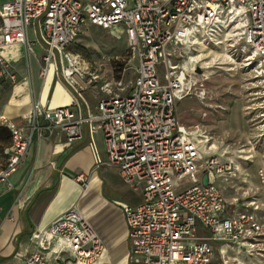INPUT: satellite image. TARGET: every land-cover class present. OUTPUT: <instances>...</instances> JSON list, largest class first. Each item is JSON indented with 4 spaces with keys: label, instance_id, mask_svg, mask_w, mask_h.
Masks as SVG:
<instances>
[{
    "label": "built area",
    "instance_id": "1",
    "mask_svg": "<svg viewBox=\"0 0 264 264\" xmlns=\"http://www.w3.org/2000/svg\"><path fill=\"white\" fill-rule=\"evenodd\" d=\"M118 24H124L128 40L125 66L136 62L135 76L125 94L113 93L104 83L101 88L108 96L91 112L81 82L98 83L101 75L96 69H82L66 49L84 27L110 30ZM14 44L22 45L26 55L37 44L43 51L41 78L50 71L60 78L61 72L78 97L73 95L71 105L53 108L34 101L23 126L0 116L11 133L0 183L13 187L11 177L35 141L64 136L73 143L87 124L95 165L117 166L132 189H142L141 203L124 206L123 213L131 252L144 264H237L216 258L211 241L239 245L254 254L263 225L251 212L227 216L224 195L215 184L218 175H236L235 165L214 154L205 157L197 138L182 127L176 101L195 95L207 102V71L217 64L247 72V114L254 130L248 144L263 150L258 177L264 187V0H6L0 9V85L18 81L1 53ZM199 44L223 52L193 53ZM118 87L124 88L121 80ZM96 125L104 136L105 160L94 140ZM199 140L216 146L206 133ZM206 172L209 182L204 185ZM175 179L188 184L178 188ZM45 235H34L38 248L22 264H49L50 242L68 248L74 264H95L106 250L77 204L58 216Z\"/></svg>",
    "mask_w": 264,
    "mask_h": 264
},
{
    "label": "crops",
    "instance_id": "2",
    "mask_svg": "<svg viewBox=\"0 0 264 264\" xmlns=\"http://www.w3.org/2000/svg\"><path fill=\"white\" fill-rule=\"evenodd\" d=\"M5 1L0 0V9ZM90 27L98 28L91 25L84 27L80 33ZM28 36L32 40L35 38L32 29H29ZM35 47L39 46L35 44L34 49ZM1 53L16 71L18 81L15 84L0 85V90L7 89L4 93L6 97L0 99V116L5 115L23 126L27 123L32 103L36 100L52 108L72 104L73 95L76 93L74 87L58 78L52 71L46 79L41 78L42 56L36 57L33 53L26 55L20 44L4 47ZM77 78L80 81L82 79L79 75H76ZM102 84L99 81L92 84V87L90 85L85 95L84 90L82 91L91 112H95L98 102L108 96L107 92L102 90ZM130 87L131 84L128 89L124 86L123 89L116 87L112 91L125 94ZM96 126L94 140L99 155L105 160L104 136L101 128ZM89 144L90 132L87 124L83 125L82 137L73 143L68 142L64 136L60 140L44 138L35 141L11 177L13 187L8 188L6 184L0 183V264H22L38 248L39 239L34 235L40 232L46 237L49 225L76 204L106 245L103 256L95 264H144L140 255L131 252L128 227L123 213L124 206H137L141 203L142 189H132L121 178L117 166H96ZM231 145L230 148L227 144L222 152L224 157L221 158L232 162L236 167L235 177L229 178L228 181L253 187V174L249 169L255 166V177L261 185L258 168L262 162H253L256 150L248 143L243 152L239 151L241 146ZM9 146L10 144L4 146L0 143V168L6 163ZM248 154H252L251 159L245 158ZM228 155L230 158L225 159ZM81 176L84 181L80 180ZM217 179L215 184L223 193L222 188L217 185ZM175 182L178 188L188 184L187 181L177 179ZM224 200L227 216L251 212L263 224L257 211L259 205L254 206L255 201H247L241 209L237 207L236 202L228 203L225 197ZM199 232L205 234L201 228ZM211 244L218 259L228 258L225 251L230 246H235L240 253L244 251L239 245L219 241H211ZM48 252L52 257L49 264L75 263L71 251L59 244L50 242Z\"/></svg>",
    "mask_w": 264,
    "mask_h": 264
},
{
    "label": "rangeland",
    "instance_id": "3",
    "mask_svg": "<svg viewBox=\"0 0 264 264\" xmlns=\"http://www.w3.org/2000/svg\"><path fill=\"white\" fill-rule=\"evenodd\" d=\"M124 30V24H118L110 30L90 27L80 33L75 42L70 44L66 50L76 57L82 69L99 70L102 77L100 84L108 83L109 88L116 89V87L119 88L118 82L121 80L123 86L128 89L135 76L134 65L136 62L133 66H125L128 40ZM202 51L205 52V56H217L223 52L199 44L196 45L193 53ZM33 54L36 57H41L43 51L41 48L35 47ZM56 57L59 63L58 52H56ZM207 73L209 74L207 102L202 103L195 95L177 100V115L182 127L197 138L199 150L204 151L206 158L213 154L223 158L222 152L227 144L230 148L231 144L246 146V143L254 135L250 116L247 114L249 98L246 87L250 75L245 71L230 70L224 64L215 65ZM159 75L161 77L163 75L161 67H159ZM60 79L65 80L61 72ZM77 80L80 81L79 78ZM66 83L69 84L67 81ZM81 84L84 87L83 94L85 95L92 84L83 82ZM6 90H0V99L6 97V94L4 95ZM75 95L78 97V93ZM201 133L211 136V142L216 144L215 148L200 142ZM255 150L256 156L253 162H262V148L257 147ZM226 158H230V155ZM249 170L253 174L251 177L253 187L251 188L244 184L229 182V178L235 176L228 174L218 175L217 185L222 188L226 201L228 203L236 202L238 208L243 209L244 203L251 200L255 201V207L259 205L257 211L262 217L263 235L260 237L254 254L251 255L246 249L240 253L235 246H230V248H226L225 255L230 261L237 264H264V187L258 183L255 177V166L250 167Z\"/></svg>",
    "mask_w": 264,
    "mask_h": 264
},
{
    "label": "trees",
    "instance_id": "4",
    "mask_svg": "<svg viewBox=\"0 0 264 264\" xmlns=\"http://www.w3.org/2000/svg\"><path fill=\"white\" fill-rule=\"evenodd\" d=\"M0 143H2L4 146H7L8 144H10V146H9V151H10V148H11V133H10L8 127H6L4 125H0ZM9 151L6 153L7 157H8Z\"/></svg>",
    "mask_w": 264,
    "mask_h": 264
},
{
    "label": "water",
    "instance_id": "5",
    "mask_svg": "<svg viewBox=\"0 0 264 264\" xmlns=\"http://www.w3.org/2000/svg\"><path fill=\"white\" fill-rule=\"evenodd\" d=\"M208 182H209V174L206 172V173L203 175V177H202V183H203L204 185H206V184H208Z\"/></svg>",
    "mask_w": 264,
    "mask_h": 264
}]
</instances>
